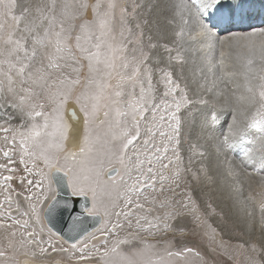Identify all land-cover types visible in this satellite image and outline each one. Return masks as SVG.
<instances>
[{
    "label": "snow or ice",
    "instance_id": "obj_1",
    "mask_svg": "<svg viewBox=\"0 0 264 264\" xmlns=\"http://www.w3.org/2000/svg\"><path fill=\"white\" fill-rule=\"evenodd\" d=\"M240 142L264 172V0H0V264H190L189 225L264 264V244L217 240L188 186ZM224 171L237 194L254 174ZM63 186L91 194L92 230L54 231Z\"/></svg>",
    "mask_w": 264,
    "mask_h": 264
},
{
    "label": "rangeland",
    "instance_id": "obj_2",
    "mask_svg": "<svg viewBox=\"0 0 264 264\" xmlns=\"http://www.w3.org/2000/svg\"><path fill=\"white\" fill-rule=\"evenodd\" d=\"M238 78L239 77H237L236 80H239ZM211 79H212V76L210 75L209 80H211ZM250 138L254 139L255 137H250ZM255 146L256 145H247L246 146L243 142H240L237 145L235 151H225L224 154L223 153L220 154L219 160L221 162V167L219 169L215 170L214 174H215L216 183H219L222 186L227 187L228 190L225 194L217 192L216 187H218V186L216 185V183L211 185V186H208V185L203 184V183L200 184L199 186H197L195 184L188 185L189 187L192 188L193 199L196 201L197 204H199L201 206V211H203L205 203L208 202L209 200H211L213 206L216 208L218 215L209 218L208 223L211 224L212 227L217 230V233H219V236H217L218 237L217 239L219 240L220 236H223V238L225 240L229 241V244L231 246H235L237 244L250 242V241L257 243V244L259 242H261L258 245L264 243V241H260L258 239V237H260L259 232H261V231H259L260 228H259L258 224H256L254 227V231L259 233L257 235V237L254 236L255 233H252V232L245 233L243 230L236 228L234 226V224L231 223L232 220L230 219L229 212L228 211L226 212L225 210H223L222 205L220 203L222 200L221 197L227 202H229L230 200L232 201V199L235 200L236 198L237 199L243 198L248 203L247 204L248 209L246 208V206L243 207V209H242V206H240L239 210L242 209L241 215L244 218L245 222L248 223L249 217L247 214H248L249 210L251 212H253V214H255L254 217L256 218V220L259 218V215H260L259 202L264 197L262 194L264 192V189H263L262 193L256 191L255 193L248 194L246 191V187L241 185V191L237 194V193L232 191L233 181L226 175V173L224 171L225 168L227 167L228 162L232 163L233 165L242 167L246 171L254 173L253 176L250 178L251 179V181H250V187L251 188L255 187V186L257 189L259 188V186L261 188H264V182H260L261 180H257L258 182L257 181L253 182L254 179H257L258 177L264 176V172L255 173L254 168L252 166L246 167V166L241 165L242 161L245 159L244 152L247 151L248 147H252L254 149L253 154H255V155L254 156L252 155V157H253L254 161H258L257 155H258L259 149H258V146H256V147ZM222 155H223V157H222ZM254 157H255V159H254ZM192 167H193V171H195L196 169H198L200 167L198 157L193 158ZM213 167L215 169V163H214ZM219 171H221L222 174H220ZM246 180H249V179H246ZM230 182H231V184H230ZM54 194L56 195V192ZM236 196H238V197H236ZM89 197L91 198V194H89ZM250 197H251V199H250ZM249 207H251V209H249ZM222 210L225 213L224 216L219 215V213ZM245 222H243L244 224L242 226L246 227V229H247V224ZM227 229H228V232H227ZM191 231H192V226L189 227L188 234L183 238V242H184L183 245L186 244L188 247L195 249V252H199L200 256L199 257L196 256L195 252H193L192 254H189L187 259L190 262V264H202L203 260H206L208 262V264H242V263L246 264V260H244V259H245V256L247 255V253L245 252V250L230 247L229 254L233 256V259L228 260V257L223 255L219 250L217 252H210L208 250L210 247L209 240L202 237L201 235H193ZM197 231L198 232L207 231L209 233V235L211 234V229H208V228H202V229H199ZM229 237H231L230 240L227 239ZM169 238H171V234H169ZM149 239H151V238H149ZM67 246L68 245H65V247H67ZM234 256H236V257H234Z\"/></svg>",
    "mask_w": 264,
    "mask_h": 264
},
{
    "label": "water",
    "instance_id": "obj_3",
    "mask_svg": "<svg viewBox=\"0 0 264 264\" xmlns=\"http://www.w3.org/2000/svg\"><path fill=\"white\" fill-rule=\"evenodd\" d=\"M57 214L53 220L54 231H58L66 238L69 234H75L82 230H92L96 227V221L87 215L83 206L87 204L91 207V198L72 196L71 190L66 186L60 187L56 191ZM67 204L68 207H63ZM78 218H75L77 217Z\"/></svg>",
    "mask_w": 264,
    "mask_h": 264
},
{
    "label": "bare ground",
    "instance_id": "obj_4",
    "mask_svg": "<svg viewBox=\"0 0 264 264\" xmlns=\"http://www.w3.org/2000/svg\"><path fill=\"white\" fill-rule=\"evenodd\" d=\"M209 77H210V75H209ZM239 80H236L235 81V84L236 85H240V86H242L243 85V83H244V81H243V79L241 78V77H239L238 78ZM241 90H242V87H241ZM254 147V146H253ZM256 147V146H255ZM256 150V149H255ZM224 154V153H223ZM255 154H253V156H254ZM258 156V155H257ZM222 157H223V155H222ZM253 158V157H252ZM254 159H255V157H254ZM245 160V159H244ZM244 160L242 161V163H241V165L242 166H246V167H248L247 165H245V162H244ZM242 168V167H241ZM219 173L220 174H222V172L221 171H219ZM251 178V177H250ZM250 178H248L249 180H244V182H243V186L244 187H246V191H247V193L248 194H250V193H255L256 191H258V192H261L262 193V191H263V189L264 188H261L260 186H259V188L257 189L256 188V186L255 187H250V181H251V179ZM257 180H261V177H258L257 179H254L253 180V182H255V181H257ZM246 181V182H245ZM232 182V181H231ZM231 182H230V184H231ZM258 182V181H257ZM261 182V181H260ZM233 184V183H232ZM216 185L218 186V187H216V189H217V192H219V193H222V194H225L226 192H227V187L226 186H222L221 184H219V183H216ZM233 186V185H232ZM263 187V186H262ZM260 193V194H261ZM263 194V196H264V192L262 193ZM230 195V194H229ZM228 195V196H229ZM232 196V195H231ZM230 196V197H231ZM248 196V195H247ZM236 197H238V196H236ZM245 197V196H244ZM221 205H222V208H223V210H225L226 212L228 211L229 212V216H230V219L232 220L231 221V223L232 224H234V226L236 227V228H238V229H240V230H243L245 233H250V231H249V229L247 228L246 229V227H244V226H242L244 223L243 222H245V220H244V218L242 217V215H241V212H242V209H243V207H245L246 206V208H247V201L246 200H244L243 198H239V199H235V200H233L232 199V201L230 200L229 202H227V201H225L222 197H221ZM217 201V200H216ZM260 202H264V197L262 198V200L260 201ZM259 202V203H260ZM254 204V203H253ZM258 204V203H257ZM240 206H242V209L241 210H239V208H240ZM218 207V206H217ZM248 209V208H247ZM249 209H251V207H249ZM245 211V210H244ZM243 211V212H244ZM250 211V210H249ZM257 212V211H256ZM258 213V212H257ZM245 215V214H244ZM255 215V214H254ZM217 216V215H216ZM219 219V218H218ZM213 220V219H212ZM258 220V219H257ZM230 222V221H229ZM246 223V222H245ZM247 224V223H246ZM191 226V225H190ZM189 226V227H190ZM210 231V230H209ZM217 231V230H216ZM224 231V230H223ZM259 231H261V230H259ZM192 232V231H191ZM227 232H228V229H227ZM252 233H255V237H257V235L259 234L260 235V237H258V239L260 240V241H264V233H262V232H256V231H251ZM230 234V233H229ZM190 235V234H189ZM235 236V235H234ZM247 236V235H246ZM253 236V235H252ZM245 237V236H244ZM249 237V236H248ZM195 238V237H194ZM218 238V237H217ZM188 239V238H187ZM227 239H229V238H227ZM240 239V238H239ZM262 239V240H261ZM218 240V239H217ZM231 242V241H230ZM251 242V241H250ZM184 243V242H183ZM237 243V242H236ZM259 243H261V242H259ZM258 243V244H259ZM262 244H264V243H262ZM183 246H187L186 244L185 245H183ZM188 247V246H187ZM127 250V249H126ZM234 257H236V256H234ZM245 260V259H244ZM242 264H244V263H242Z\"/></svg>",
    "mask_w": 264,
    "mask_h": 264
}]
</instances>
